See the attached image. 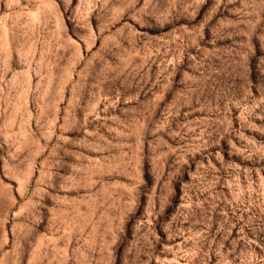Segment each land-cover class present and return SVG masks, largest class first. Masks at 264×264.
Returning a JSON list of instances; mask_svg holds the SVG:
<instances>
[{
	"label": "rangeland",
	"instance_id": "obj_1",
	"mask_svg": "<svg viewBox=\"0 0 264 264\" xmlns=\"http://www.w3.org/2000/svg\"><path fill=\"white\" fill-rule=\"evenodd\" d=\"M0 264H264V0H0Z\"/></svg>",
	"mask_w": 264,
	"mask_h": 264
}]
</instances>
